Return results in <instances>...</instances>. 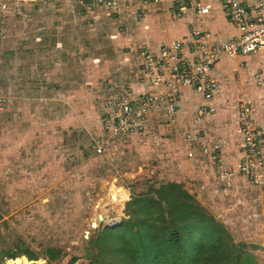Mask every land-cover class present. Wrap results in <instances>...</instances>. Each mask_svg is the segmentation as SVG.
<instances>
[{
  "label": "rangeland",
  "instance_id": "1",
  "mask_svg": "<svg viewBox=\"0 0 264 264\" xmlns=\"http://www.w3.org/2000/svg\"><path fill=\"white\" fill-rule=\"evenodd\" d=\"M79 1L0 0V264L24 250L36 260L21 254L9 264H46L48 248L62 251L52 264H87L85 232L118 226L130 196L164 181L158 136L128 139L104 156L89 149L98 108L111 101L105 95L122 70L120 61L107 63L122 25ZM248 186L241 203L193 195L228 229L246 264H264V200Z\"/></svg>",
  "mask_w": 264,
  "mask_h": 264
},
{
  "label": "crops",
  "instance_id": "2",
  "mask_svg": "<svg viewBox=\"0 0 264 264\" xmlns=\"http://www.w3.org/2000/svg\"><path fill=\"white\" fill-rule=\"evenodd\" d=\"M242 1L248 10L255 5L252 0ZM77 4L85 5L89 12L103 9L108 16L112 14L114 17L110 18V22L115 21L122 25V32L113 31L111 36L117 45L115 48L113 46L116 45L112 46L117 54L113 59L107 60V63L120 61L122 70L119 72V80H111L114 86L108 89L105 95L106 97L109 94L107 99L117 96L134 103L153 92L154 87L142 66L146 51L157 55L162 44L179 40L184 45L187 59L192 60L195 57V39L188 36L191 30L209 33L208 44L211 45L233 40L238 35L236 27L226 16L221 0H190L180 17L174 16V7L170 1L142 6L143 12L139 17H136L135 8L140 4L135 0H122L116 11L90 6L86 0ZM196 6H206L208 12L198 15ZM262 12L264 15V6ZM212 74L218 83L212 99L206 100L192 87H184L176 100L174 121L170 122L163 110L155 112L149 116L144 132L121 135L110 146L105 147L102 154L97 155L92 144L104 137L102 121L107 116L106 111L99 105L97 135L90 141L89 146L92 155L104 156L131 138L142 142L141 140L152 137L156 139L158 136L156 143L159 146L156 147L155 155L160 161L158 171L159 176L164 179L162 183L181 184L191 194L194 192L205 197V201H208L206 196H211L213 192L219 193L217 195L230 202L244 201L249 195L242 189H247L250 182L237 169L242 155V139L236 125L237 100L243 97L250 102L253 122L263 134L264 151V50L247 56L222 57L214 64ZM112 89L117 90L113 95ZM203 106L214 107L215 112L204 121H199ZM180 134H190L192 139L184 141L183 138H178ZM203 146L209 149L218 146L219 156L212 151L203 153ZM188 152H192L193 156L187 157ZM148 184L150 181L145 183L144 190ZM250 185L259 190L255 195L259 198L258 202L264 200V192L261 191L264 188V169L261 185ZM196 197L200 199L199 196Z\"/></svg>",
  "mask_w": 264,
  "mask_h": 264
},
{
  "label": "built area",
  "instance_id": "3",
  "mask_svg": "<svg viewBox=\"0 0 264 264\" xmlns=\"http://www.w3.org/2000/svg\"><path fill=\"white\" fill-rule=\"evenodd\" d=\"M90 6H100L116 11L122 0H86ZM171 2L174 16H182L190 0H135L140 5L136 9V17L142 15V6ZM255 4L248 10L242 0H221L227 18L236 27L238 35L230 41L219 45L208 44L209 33L191 30L188 36L195 39L194 55L188 60L184 45L179 40H171L162 44L157 55L146 51L143 54L142 66L147 73L154 90L145 98L131 102L122 97H114L104 104L106 117L102 121L104 137L92 144L94 153L100 155L104 148L110 146L116 138L125 134L142 133L147 126L149 116L163 110L170 122L175 120L176 100L184 87H192L206 100L213 98L218 88L212 68L220 58L228 56H247L264 50V15L262 0H252ZM198 15L206 14L208 7L196 6ZM187 51V50H186ZM189 52V51H188ZM236 125L242 139V155L237 164L238 172L254 186L262 183L264 169L263 134L255 126L251 116V105L248 99L239 97ZM215 108L203 106L200 109L199 121L213 114ZM184 141L191 140L190 134H183ZM213 148V149H212ZM211 149L202 147L203 153L212 151L219 156L218 146ZM193 153L188 152L187 157Z\"/></svg>",
  "mask_w": 264,
  "mask_h": 264
},
{
  "label": "trees",
  "instance_id": "4",
  "mask_svg": "<svg viewBox=\"0 0 264 264\" xmlns=\"http://www.w3.org/2000/svg\"><path fill=\"white\" fill-rule=\"evenodd\" d=\"M124 212L127 218L118 226L88 235L87 264H246L224 224L181 184H148L130 196ZM21 254L30 261L37 257L26 250L6 255L15 259ZM45 255L46 264H52L62 251L48 248Z\"/></svg>",
  "mask_w": 264,
  "mask_h": 264
},
{
  "label": "water",
  "instance_id": "5",
  "mask_svg": "<svg viewBox=\"0 0 264 264\" xmlns=\"http://www.w3.org/2000/svg\"><path fill=\"white\" fill-rule=\"evenodd\" d=\"M103 220H104V218H103L101 215H99V216H98V221H99V222H102ZM91 226H92V228L95 229V228L97 227V224L93 222V223H91ZM88 235H89V231H86V232H85V236H84V238L87 239V238H88ZM263 247H264V246H263ZM23 258H26V257L23 256ZM19 260H20L19 257L15 258V259H9L5 264H9V263H17ZM31 262H33V261H31ZM39 263H41V262H39Z\"/></svg>",
  "mask_w": 264,
  "mask_h": 264
},
{
  "label": "bare ground",
  "instance_id": "6",
  "mask_svg": "<svg viewBox=\"0 0 264 264\" xmlns=\"http://www.w3.org/2000/svg\"><path fill=\"white\" fill-rule=\"evenodd\" d=\"M115 188H114V186L111 188V190H110V192H109V195H112L113 197H115V194L113 193L115 190H114ZM119 194H121V196H120V200H119V203H123L128 197H127V195H125L126 193H119ZM104 218V217H103Z\"/></svg>",
  "mask_w": 264,
  "mask_h": 264
}]
</instances>
